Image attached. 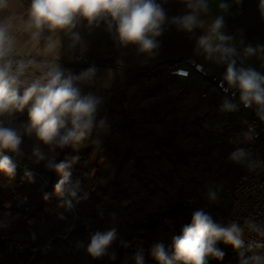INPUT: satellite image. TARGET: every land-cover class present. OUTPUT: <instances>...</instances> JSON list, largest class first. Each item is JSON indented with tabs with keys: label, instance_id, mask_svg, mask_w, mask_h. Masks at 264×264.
Listing matches in <instances>:
<instances>
[{
	"label": "rangeland",
	"instance_id": "rangeland-1",
	"mask_svg": "<svg viewBox=\"0 0 264 264\" xmlns=\"http://www.w3.org/2000/svg\"><path fill=\"white\" fill-rule=\"evenodd\" d=\"M25 61L34 65L28 70L29 79L55 65L36 58ZM61 67L81 72L80 67ZM81 88L85 94L102 97L97 121L104 119L106 126L94 129L80 144L67 147L78 154L91 150L94 156L111 150L115 161L106 165L105 174L95 187L88 169L72 171V180H80L82 192L88 197L67 211L68 215L57 207L44 215L30 216L29 210L22 209L14 198V194L22 193L12 189L7 174L0 172V185L11 190L12 195V203L0 210V222L7 225L0 227V240L5 242L0 250V264H89L92 257L85 247L90 238H68L75 221L96 225L102 232L115 227L119 235L129 230V224L179 199L185 206L204 209L214 220L224 217L228 190L247 171L228 157L240 147L251 153L254 144L244 139L238 117L220 110L224 97L207 80L196 75L188 80L178 79L168 74L165 65L114 73L111 83L99 75L93 84H83ZM19 91L22 94L23 88ZM0 120L5 126L22 129L28 123V107ZM37 144L34 136H24L22 155L0 150V156L8 155L21 170L34 172L44 187L47 182L40 172L48 168L43 161L36 163L32 156ZM39 146L49 152L48 146ZM61 150L56 149V159ZM210 188L217 192L215 202L208 199ZM174 236V225L167 220L165 227L157 230L150 248L162 242L169 250ZM49 240L51 251L31 259L32 250ZM14 242L23 246L21 252L12 250Z\"/></svg>",
	"mask_w": 264,
	"mask_h": 264
},
{
	"label": "clouds",
	"instance_id": "clouds-1",
	"mask_svg": "<svg viewBox=\"0 0 264 264\" xmlns=\"http://www.w3.org/2000/svg\"><path fill=\"white\" fill-rule=\"evenodd\" d=\"M184 5L183 15L168 17L165 8L158 0H30L27 9L25 30L30 37L40 41L42 34L69 31L70 49L80 46L86 51V44L79 32L73 31L82 21L89 29L104 23L109 33H114L122 47L137 46L138 52L153 56L159 49L160 37L166 25L188 34L195 41L194 55L203 57L225 71L221 87L225 92L220 110L233 113L242 105L253 109L257 118L264 122V73L247 65L249 58L264 61V45L245 44L237 41L225 28V16L232 4L241 0H180ZM215 3L216 13L212 5ZM12 0H0V11L8 9ZM259 11L264 16V0H259ZM12 23L0 20V117L22 112L28 107V123L21 128L5 126L0 120V150L22 155L23 137L34 136L39 144L48 146L45 153L39 144L32 150L35 162H45V167L60 175L54 191L61 198V207L72 211L88 194L82 192L79 179L72 180V166L78 160L57 161L56 149L78 145L91 136L94 129L104 128L105 120L97 121L98 108L102 97L89 92L85 94L81 85L95 82L97 68L93 65L77 73L53 65L40 75L28 78V70L34 67L31 61L20 60L14 63L12 53L15 37L11 34ZM51 35L45 44L50 43ZM264 66V65H262ZM23 88L20 94L19 89ZM238 93V103L236 96ZM30 105V107H29ZM255 138L253 127L244 133V139ZM228 159L244 166L250 173L264 170V160L253 157L243 147L232 151ZM16 165L8 155L0 156V172L14 176ZM31 176V173H26ZM210 202L217 200L216 190L207 193ZM103 216V212L100 213ZM115 219V213H112ZM7 225L0 222V227ZM245 232L257 238L245 240ZM115 227L90 236L85 247L87 255L93 259L109 256L116 259L109 248L117 240ZM231 245L238 253V264H264V221L254 216L244 218L243 225L237 221L226 226L217 223L204 209L192 212L191 223L182 229V234L172 238L171 251L162 242L155 243L150 253L158 264H207L208 257L222 260L224 252L218 242ZM123 246L127 244L121 241ZM80 246H83L81 243ZM135 264H144L142 251L133 257Z\"/></svg>",
	"mask_w": 264,
	"mask_h": 264
},
{
	"label": "crops",
	"instance_id": "crops-1",
	"mask_svg": "<svg viewBox=\"0 0 264 264\" xmlns=\"http://www.w3.org/2000/svg\"><path fill=\"white\" fill-rule=\"evenodd\" d=\"M165 8L169 18L183 15L185 8L180 0H158ZM30 0H12L11 6L0 11V20L8 19L15 37L12 60L20 61L36 58L55 65L80 67L81 71L90 66L97 68L99 75L107 83H111L114 73L126 72L130 69H153L165 66L169 62H177L191 57L207 68L212 74L222 78L225 68L206 61L202 56L194 55L195 41L188 34L179 31L175 26L166 25L163 34L158 37L159 49L153 56L138 52L137 46H120L114 36L106 30L104 23L89 29L87 22L82 21L73 31L79 32L81 40L86 44V51L81 54L80 46L70 49L69 31L49 33L45 31L40 41L32 39L25 30L27 9ZM216 13L215 3L212 5ZM225 30L233 34L237 41L243 39L245 44L264 45V16L259 11V0H241L240 4H232L225 16ZM51 41L45 44L48 36ZM80 57L79 62L76 59ZM103 65H99V64ZM80 64V65H79ZM247 65L264 73V61L256 57L249 58ZM79 65V66H78ZM100 73V74H99Z\"/></svg>",
	"mask_w": 264,
	"mask_h": 264
},
{
	"label": "trees",
	"instance_id": "trees-1",
	"mask_svg": "<svg viewBox=\"0 0 264 264\" xmlns=\"http://www.w3.org/2000/svg\"><path fill=\"white\" fill-rule=\"evenodd\" d=\"M103 65V64H99ZM111 150H102L97 155H93L91 150H86L84 153L78 154L65 147L61 150L57 161H71L73 157H78V160L73 164L72 171L89 170L90 182L93 187L97 186L98 181L105 174V167L112 160ZM31 173V176L26 175ZM46 179L44 187L38 183V176L31 170L23 171L16 166L14 176H6L12 183V189L19 191L29 201L30 216L35 217L44 215L49 209L60 208L67 215L68 212L61 207V198L55 194L54 186L61 178L55 171L47 169L45 172H40ZM12 203L11 190L5 189L0 185V210H6V206ZM199 209L197 206H185L179 199L169 203L165 208L158 209L150 213L143 220H138L128 225V231L119 234L117 240L109 248V253H115L116 259L111 260L109 256L101 259H93L89 264H123L128 260L127 264H135L133 259L137 251H146L143 253L144 264H158L150 253V244L156 236L158 229L164 228L166 221L171 220L174 225L175 236L182 234L184 226L191 223L192 212ZM100 231L98 226L91 223H83L75 221L72 225L71 231L68 233L69 239L84 241L96 232ZM102 232V231H101ZM121 241L125 242L127 246H123ZM4 243L0 240V250ZM171 246L169 251H171ZM224 252L222 260L208 257L207 264H238V253L231 245L218 242L216 245Z\"/></svg>",
	"mask_w": 264,
	"mask_h": 264
},
{
	"label": "built area",
	"instance_id": "built-area-1",
	"mask_svg": "<svg viewBox=\"0 0 264 264\" xmlns=\"http://www.w3.org/2000/svg\"><path fill=\"white\" fill-rule=\"evenodd\" d=\"M81 59L78 57V60ZM166 69L169 75L182 80H188L191 76L196 75L203 80H207L208 84L221 95L225 96V92L221 87L222 78L212 74L202 64L195 59L188 57L183 61L171 62L166 64ZM238 103V93L236 101ZM238 117V120L244 130L248 131L249 127H253L255 138L251 140L254 147L251 150L253 157L264 160V122L260 121L253 109H245L242 105L239 110L230 113ZM17 204L25 211L29 210L27 198L22 194H14ZM254 216L258 220L264 221V170L257 173H250L248 170L241 175L228 190V207L224 217L216 218L215 221L222 225H227L229 222L237 221L243 225L245 217ZM254 234L245 232V240L256 239ZM5 244L4 240L2 239ZM12 246V245H11ZM23 246L19 242H14L12 250L21 252ZM51 240L34 248L32 258L37 255H45L51 251ZM30 261H14L3 264H29Z\"/></svg>",
	"mask_w": 264,
	"mask_h": 264
}]
</instances>
